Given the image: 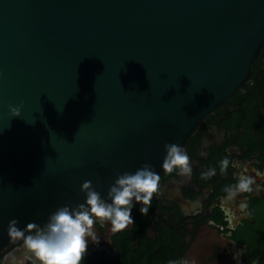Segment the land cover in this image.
Instances as JSON below:
<instances>
[{"label":"water","instance_id":"obj_1","mask_svg":"<svg viewBox=\"0 0 264 264\" xmlns=\"http://www.w3.org/2000/svg\"><path fill=\"white\" fill-rule=\"evenodd\" d=\"M263 46L264 0H0V254L10 220L43 226L86 180L107 199L118 174L163 175Z\"/></svg>","mask_w":264,"mask_h":264},{"label":"flooded vegetation","instance_id":"obj_2","mask_svg":"<svg viewBox=\"0 0 264 264\" xmlns=\"http://www.w3.org/2000/svg\"><path fill=\"white\" fill-rule=\"evenodd\" d=\"M252 72L250 83L206 117L187 142L191 177L178 170L161 175L148 215L136 204L128 229L110 234V224H97L100 243L89 238L82 264H169L186 256H195L198 264H264V46ZM225 157L230 164L221 174ZM210 168L216 175L201 179ZM245 168L256 180L254 191L229 205L235 213L230 227L220 200ZM241 199L246 213L238 209ZM19 246L18 241L5 249L0 262Z\"/></svg>","mask_w":264,"mask_h":264},{"label":"clouds","instance_id":"obj_3","mask_svg":"<svg viewBox=\"0 0 264 264\" xmlns=\"http://www.w3.org/2000/svg\"><path fill=\"white\" fill-rule=\"evenodd\" d=\"M9 109L14 117L20 116L19 107L9 105ZM164 147V173L172 174L174 170H178L179 175L190 178L191 158L185 147L176 143H166ZM229 164L227 157L220 161L221 174L227 172ZM233 167L236 165L233 164ZM215 175L216 169L210 168L201 174V179L208 180ZM160 181L161 175L148 163L134 173L118 174L117 179L109 186L107 199L102 198L101 193L95 190L92 181H84L81 191L86 195L85 201L75 206L59 207L50 214L43 226L29 222L26 227L21 228L18 219L10 220L7 229L10 244L19 241L21 246L4 255L0 264H82L88 251L89 238L95 244L100 243L96 225L110 224V234L128 229L135 223L132 210L136 204L141 205L140 213L147 216L153 197L160 194ZM255 183V178L248 175L245 168L238 174L235 184L225 187L226 195L220 200V207L230 227L233 226L232 217L235 213L229 205L242 194L253 192ZM247 208L246 200L241 199L239 211L246 213ZM209 225L215 226V222L209 221ZM169 264H198V260L195 256H186L179 261H169Z\"/></svg>","mask_w":264,"mask_h":264}]
</instances>
